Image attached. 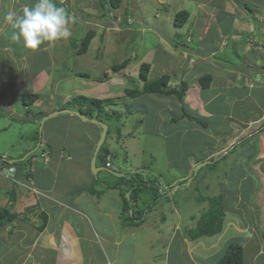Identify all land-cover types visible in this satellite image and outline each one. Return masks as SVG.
<instances>
[{"label": "crops", "instance_id": "obj_1", "mask_svg": "<svg viewBox=\"0 0 264 264\" xmlns=\"http://www.w3.org/2000/svg\"><path fill=\"white\" fill-rule=\"evenodd\" d=\"M158 1L166 3V0ZM137 2L122 0L123 5L118 8L130 12L129 17L135 19L133 28L135 25L143 28L144 39L138 42L136 50L127 51L121 42H128L132 47V37L123 40L122 30H119L118 34L110 35L112 37L107 36L105 27L100 28L105 26L103 16L99 18L102 12L105 13V9L101 7L100 13L88 10L99 9L94 6V0H56L57 5L64 7L71 18L72 8L88 10L83 19L76 18L82 21V31L87 29L85 24L89 21L88 30L93 33L87 51L79 55H82L83 61H88V64H92V60H100L99 63L93 64L94 69L89 71V77L78 74L85 68H91L84 67L82 63L71 70L75 73L71 72L66 77L60 76L59 72L55 76L57 72L52 68L56 62L55 56L59 53L58 56L62 57L61 52L65 47L77 50L78 46L63 45L60 48V44L64 43L62 39L45 43L38 50H30L24 47L22 41H12L11 34L14 30L5 22V14L9 10L19 13L25 6L31 7L35 0H0V118L7 123L11 122L10 119L14 123H20L26 132L34 133L37 129L38 134L39 127H43L39 135V146H43V149L38 158L28 162L23 157L25 152L16 158L11 155V158L26 163L20 166L21 170L18 167L12 174L8 169L0 171V210L7 207L18 215L0 228V243L5 248L0 250V264H127L128 261L132 264H217L232 240L240 242L244 247L243 264H264V94H255L264 89V72L261 69L264 62V0H189L192 10L182 9L190 13L184 26L178 27L174 21L170 23L171 18H165L170 23L169 35L161 33V28L151 24L150 17L142 18V12L141 17L134 15L133 7L139 4ZM137 8L140 12L141 7ZM194 11L196 19H191ZM223 12L230 13V28H224L221 23L219 17ZM94 14H99V24L91 20ZM137 19L146 20L147 23L137 24ZM126 29L132 31L130 28ZM75 33L69 38L70 43ZM204 41H209L210 45H204ZM231 47L238 48L239 52L234 60L224 62L222 54L226 48ZM68 55L70 56L65 54L64 57ZM96 56L98 58H95ZM132 56H135V59H132ZM126 58H130V62L125 68L117 71L112 69L114 64L122 63ZM237 58L246 59L249 64L237 65ZM109 59L114 60L111 66H107ZM143 62L151 65L149 79L169 74L172 88L186 81L188 89L184 101H180L174 94L146 92L137 97L129 96L126 93L129 88H141L144 84L140 76V66ZM207 62L211 63L212 67L200 69V66ZM204 74L213 76L208 88H202L199 82V78ZM73 75L79 78L82 87L68 91V83L75 81L71 79ZM245 76L250 77L251 81L258 80L261 85H241ZM234 81L238 84H234ZM61 83L62 86H67V92L62 95L58 93ZM86 89L91 91V97L111 99L112 102L105 107L104 112L125 113L129 109L124 111L123 105L134 106L137 103L142 107L153 102L157 106L155 114L168 116L160 125L159 119L156 120V129L162 125L168 128L174 125L170 135L179 138V156L186 157L187 160L189 157L188 163L185 164V175L175 177L174 182L179 183L178 180L190 177L196 164L209 161L195 176H191V181L194 178L199 179L198 185L201 189L204 186V191H212L210 195L204 196L210 197L224 192L226 218L221 233L191 239L186 235L184 227H193V223L182 224L177 220L179 225L175 235L168 238V242H164L165 256L153 252L150 259L144 262L141 257H145V254L139 253V246L134 247V253L123 251L126 248L122 247L123 241L127 236H119L118 231L116 236H111L93 223L85 209L95 206L94 202L101 196L84 191L83 187L90 185L98 177L102 179V170L107 171L113 178H117L116 172L122 170L110 171L111 169L108 170L99 162L98 141L102 136L99 123L84 120L73 112H59L65 108L74 111V107L65 106L66 102L72 96L84 93L83 90ZM73 92L77 93L72 95ZM30 93L38 94L39 98L31 106H27L23 97ZM56 97L59 102H55ZM247 100L253 101L254 109L258 108L257 112H251L246 105ZM17 102L23 104L22 109ZM186 108L187 112L199 113L204 124L197 120H187L186 117L180 119ZM24 111L27 112L22 117ZM130 113L131 116L136 114L135 111ZM15 114L19 116L18 122L12 117ZM47 115L51 116L46 119ZM214 117H217L216 123L211 121ZM74 121H77V125L72 126ZM25 123L35 125L27 126ZM64 132L66 134L62 136ZM127 132H130L128 135H133L130 128ZM115 136L111 133V143L107 145L112 151ZM32 137L29 140H33ZM199 137L204 139L199 141ZM117 138L120 140L121 135H117ZM58 141L61 143H57ZM188 148L193 150L190 154ZM6 156L7 154H4V157H0L2 165H6L3 162ZM13 158L8 163L13 164ZM93 162L99 168L97 173L92 170ZM59 170L66 174L70 172L68 182L72 184L59 185L57 175H53ZM213 170L219 172L220 176L215 178L218 180L214 183L226 181L224 189L210 187L212 179L207 175ZM228 180L234 181L233 188H230ZM102 185L106 187L103 183ZM167 188L168 190L164 189V192L167 191L165 194L171 192L169 185ZM113 189L119 192L117 188ZM100 190L104 191L102 195L107 192L106 189ZM120 211L121 208L118 215ZM89 212L95 214L96 210L91 209ZM42 213L48 216V222L43 230H39L38 226L43 220ZM234 213L240 218L238 226L235 224ZM120 222L124 229L134 227L125 226ZM86 240L87 247L84 246ZM176 240L181 245H173ZM137 243L134 238V245ZM119 247L126 254L125 257L118 254ZM182 250L185 252L182 253ZM128 255L132 256L127 257Z\"/></svg>", "mask_w": 264, "mask_h": 264}, {"label": "rangeland", "instance_id": "obj_2", "mask_svg": "<svg viewBox=\"0 0 264 264\" xmlns=\"http://www.w3.org/2000/svg\"><path fill=\"white\" fill-rule=\"evenodd\" d=\"M91 1V0H90ZM131 1V0H127ZM138 1V2H137ZM96 6L99 9H93L90 10L92 13H100L101 7H103L106 11H109V14H105L103 17L104 25L101 26L100 28L105 27V32L107 36L114 35L113 33L118 34L120 31H123V40H128L129 37H132L130 40V47L128 45V42L124 43V50L130 51L133 49H137L138 47V42L142 39H144V36L142 34L143 28L142 27H132L133 22L135 19L133 17H129L127 22H124L123 19V14L124 9L112 7V5L109 3V0H107V5L103 4L102 2H105V0L99 1V0H94ZM137 3L134 5L133 10H134V15L136 17H141L142 18H147L150 17V23L153 24L157 28H161V33H166L167 35L170 34L169 32V25L171 22L174 21L177 12L176 9H183V8H189L191 9L190 2L189 0H169L166 3H159L158 0H136ZM125 4V2H124ZM121 5H123L121 3ZM141 7V11L138 12L137 7ZM113 9V10H112ZM244 11L245 8L242 7ZM85 8H72V19L71 23L69 25L70 27V32L71 35L73 32L75 33V37L71 40V43L69 41V38L71 35L67 38L64 39V43L60 44V48L63 47V45H73L78 43V46L80 47L82 44V38L89 32V21L86 22L85 30L82 31L80 19H76L77 17L83 19L85 17L86 11ZM112 10V11H111ZM192 10V9H191ZM85 11V12H84ZM142 12V14H141ZM104 13V12H102ZM130 13V12H129ZM141 14V16H140ZM230 13L223 12L220 15L221 23L224 28H230ZM99 14H94L91 18L92 21H94L96 24H99L101 20L97 19V16ZM102 15V14H101ZM100 18V17H99ZM165 18H171L172 21L167 22ZM196 19V13L195 11L192 13L191 19ZM120 20L123 22L125 27L120 26ZM78 23V25H77ZM137 24H143L147 23L146 20L143 19H137L136 20ZM77 26V27H75ZM130 28L132 31L126 29ZM136 32L138 33V36H136ZM141 33V35H140ZM121 34H119L120 36ZM112 37V36H110ZM136 37V38H135ZM143 37V38H142ZM225 38V37H224ZM213 39V38H212ZM196 40H198L196 36ZM208 43V46L210 45L209 41H204V45ZM104 43L102 42V45ZM198 47L197 45H194V47ZM74 50H76L74 48ZM71 48L65 47L64 51L62 53V57L58 56L59 53L56 54L55 56V64H53L52 68L55 70L57 73H55V76H57L58 72L60 76H66L67 74L71 73L73 69H76L77 66H79L81 63L84 65V67H90L91 68H85L83 71L89 72L90 70L94 69L93 64L99 63L100 60L95 61L92 60V64H88V61L84 62V58L82 55H79L77 53V50L74 51ZM70 54V56L64 57L65 54ZM84 54V53H83ZM245 54V53H244ZM87 55V54H86ZM88 59V57H85ZM95 58H98L97 56ZM219 59V56L217 57ZM222 58L224 62H228V60H234L235 56L231 53V51L226 48L224 50V53L222 54ZM240 58V57H239ZM237 58L238 64H249L247 60H239ZM149 58H146L148 60ZM44 62V61H43ZM95 62V63H94ZM114 64L113 59H109L107 61V66H111ZM192 64V63H191ZM190 64V65H191ZM194 66V65H193ZM253 66V65H252ZM82 67V66H81ZM83 67V68H84ZM211 63H204L200 66V69H210ZM193 68V67H192ZM41 68H39L40 70ZM96 71V70H95ZM94 71V72H95ZM101 71V70H99ZM113 70H111L112 72ZM212 71L214 72L215 70L212 68ZM236 71V70H235ZM75 73V72H72ZM67 77V76H66ZM245 76L243 78V81L240 83L241 85H261L258 83V81H252ZM71 79H75V81H70L68 83V91H73L76 87H82L80 86V83L78 81V77L75 75L71 76ZM59 81V78H57ZM77 80V81H76ZM254 80V79H253ZM245 84H244V83ZM234 84H238L236 81H234ZM64 86V87H63ZM62 83L59 84V91L58 93L60 95L64 94L67 92L66 90V84ZM253 86V85H252ZM118 87V86H117ZM84 93H81L80 95H91V91H88V89L83 90ZM264 92V89L259 90L258 92H255L256 96H261V94ZM77 92H73L75 94ZM76 96V95H75ZM72 96L70 100L73 99ZM70 97V96H69ZM102 98V97H101ZM149 102V100H147ZM55 102H59V98H55ZM66 102V101H65ZM150 105H137V103L134 106H131L130 104L123 105V110H127L125 113H123V119L122 123L120 121V128H121V139L119 140L118 138L116 139L118 132L114 130V127L112 126L110 134L107 135L104 139H102V136L100 140L98 141V144L101 142L100 145L104 142V145H108L111 143V133L115 134V140L113 141V151H115V156H114V168L117 170H122L121 172H116L118 174L117 178H113L112 175L108 174L107 171L102 170L100 173V176L102 177L103 183H111V182H116L121 181V182H126L128 179L124 177L123 175L128 172V173H134L135 171H140L143 170L146 172L148 175V178L151 179V177L158 178L160 180V183H162V190H168L167 186L172 185L173 188L170 189L171 192L168 194H165L160 201V203H157L153 210L145 215V222L140 225V226H134L130 228H123V225L121 224L120 221H122L121 214L118 215L119 209H123V198L121 197V191L119 190L116 191L113 188L109 189V186L104 187L102 183H98L97 186L95 187L96 189H106L107 192L102 195L98 200H96L95 206H88L90 207L87 210L89 213L90 218L92 219L93 223H95L100 229H103L106 231V233H109L111 236H116L117 231L119 232V236H127L126 239L123 241V246L124 252H129V253H134V247L139 246V253H144L145 257H141L144 262L146 260L150 259V254L155 252L156 254L162 253L165 256L166 250L164 249V242L167 241L168 238L172 237L177 229V225L179 220L182 224L183 223H193L192 225H195L197 219L200 218L201 214L206 210L208 207V203L205 201H200L197 200L199 196L203 195H210L212 191L209 190H203L204 186H202V189H197L198 183L200 182L199 179H193L191 181V177H187V180L183 182V180L179 181V183L174 182V178L178 176L185 175V164L188 163V160L186 157L184 158L183 156H179L180 151H179V138L178 136L175 135H170V132L174 130V125L172 127H167L166 125H162L159 129L162 130L160 131L159 129H156L155 122L156 120L159 119V125L162 120L168 119V116L165 114H161L158 116L157 114L154 113L155 108L157 107L156 105L153 104V102H149ZM17 104L21 105V109L23 104L18 103ZM126 104V103H125ZM246 105L249 107L251 112H257V109H254L253 106V101H246ZM126 106V107H125ZM75 107V106H72ZM257 107V106H256ZM17 109H20L19 106H16ZM140 108H143L140 110ZM105 109V108H104ZM130 111H135L136 114H133V116L129 115L131 114ZM139 111V112H138ZM122 112V111H121ZM26 115V112L22 113V117ZM191 116L194 117H199V113H190ZM13 118L19 119V116L17 114L12 116ZM45 118V117H44ZM187 120H192L190 117H186ZM9 120L8 118H6ZM143 120V122H142ZM11 122L7 123L5 122L2 118H0V152L2 155L7 154L8 156H16L21 155L22 153L25 152L23 157L27 159L28 162L35 161L38 156L41 154V150L43 149V146L40 147L39 144V135L41 134L43 127H39V133L37 134V129H35L34 133L32 132H26L24 131V127L20 123H14L11 119L9 120ZM196 121V120H194ZM211 121L216 123L217 117L211 118ZM18 122V121H17ZM14 123V124H12ZM27 126H34L35 124H28L25 123ZM77 125V121H74L72 126ZM38 128V127H37ZM130 128L131 131H133V135H128L130 132H127V129ZM155 130V131H154ZM23 131V132H22ZM22 132V133H21ZM37 134V135H36ZM66 132L62 134L65 135ZM36 135V137H35ZM34 136V137H32ZM61 136V137H62ZM33 138V140H29V138ZM204 138L199 137V141H201ZM61 143V142H57ZM98 146V145H97ZM110 146V145H109ZM8 149V151H5V149ZM40 148V149H39ZM28 149V152L26 150ZM33 149V150H32ZM57 150L56 148H54ZM196 149V148H195ZM31 150V151H30ZM100 151V148H99ZM98 151V152H99ZM193 150L188 148V154H190ZM15 152V153H12ZM192 155H190L191 157ZM99 162L101 160L99 159ZM206 162V161H205ZM205 165V163L201 162L199 164H196L194 167H198L199 165ZM38 165H41L38 163ZM44 166V165H43ZM129 169H128V168ZM203 167V166H202ZM0 168L3 172L2 168V163H0ZM221 169V168H220ZM92 170L93 167H92ZM222 170V169H221ZM63 170H59L58 172L54 173L53 175H57L59 185L65 186L72 184L71 182H68V174L63 173ZM223 171V170H222ZM215 172V173H214ZM219 172L213 170L209 172L208 178L212 179V182L210 181V187H219L221 189H224L227 185L226 181H223L222 183L216 184L217 180L215 178L220 177L218 175ZM12 174V173H11ZM121 176H123L121 178ZM212 176H215L214 178ZM116 179V180H115ZM191 181V182H190ZM204 183L206 180H202ZM230 185V188H233V182L231 180H228ZM183 182V183H182ZM182 183V184H181ZM126 184V183H125ZM149 184H152V179L149 181ZM124 185V184H123ZM178 187V188H177ZM200 187V185H199ZM203 190V192H202ZM167 192V191H166ZM128 193V192H127ZM173 193V194H172ZM224 193V192H223ZM52 204V203H51ZM142 206V202H140V207ZM91 209L96 210V213L93 214L89 212ZM114 212V213H113ZM107 213V214H106ZM121 213V211H120ZM163 215H167L166 220H163ZM119 216H120V221H119ZM173 216V217H172ZM234 219H236V225H239V216L237 214H233ZM172 218V219H171ZM176 218V220H175ZM248 220V219H247ZM115 224V226H114ZM183 228V227H182ZM187 228H192L191 225H188L184 227L186 230ZM230 230H233L230 228ZM186 232V231H185ZM226 236V235H225ZM134 238L137 239V244L134 245ZM151 241V245H150ZM168 242V241H167ZM132 243V245H131ZM147 243V245H146ZM180 244L181 243L176 240L175 244ZM88 241H84V246L87 247ZM149 244V245H148ZM110 245V244H109ZM111 246V245H110ZM91 247V246H90ZM150 248V249H148ZM5 249L4 246L0 243V250ZM109 252H111V248L108 249ZM122 251V248L119 247L118 254H120L122 257H125L126 254H124ZM146 252H147V257H146ZM180 252V249H179ZM185 252V250H182V253ZM173 252L171 253L173 257ZM170 255V254H169ZM168 255V256H169ZM132 255H128L127 257H130ZM142 261V260H141ZM219 261V260H218ZM218 263V262H217ZM127 264H132L131 261H128Z\"/></svg>", "mask_w": 264, "mask_h": 264}, {"label": "trees", "instance_id": "obj_3", "mask_svg": "<svg viewBox=\"0 0 264 264\" xmlns=\"http://www.w3.org/2000/svg\"><path fill=\"white\" fill-rule=\"evenodd\" d=\"M102 2V0H99ZM122 0H110L111 4L119 8L121 5ZM107 5V0L105 2H102ZM80 6V3H79ZM97 6V5H96ZM108 12V11H107ZM106 13H102L105 16ZM128 10L125 11L123 14L124 22H127L129 19ZM190 16L189 11L187 10H181L177 12L176 17L174 19V23L178 27H182L186 24ZM121 27H125L123 22L120 23ZM92 31H89L82 39V44L77 49V53L81 54L87 51L89 43L92 38ZM76 47L78 44H75ZM231 53L235 56L238 54L239 49L238 48H228ZM130 62V58L124 59L122 63L114 64L112 69L114 70H122L125 68ZM150 63L143 62L140 66V76L141 79L144 81V84L141 88L133 87L129 88L126 93L131 97H137L144 93H162V94H174L177 96V98L180 101H184L186 91L188 89V83L186 81H183L178 87H170L169 81L170 76L168 74H163L160 77L149 79L148 78V72L150 69ZM263 67V65H262ZM79 75L87 76L89 77L91 74L89 72H78ZM107 76V72L104 73ZM213 76L211 74H204L199 78L200 85L202 88H208L211 85ZM39 98V95L36 93L27 94L23 97L24 103L27 105H32L33 102ZM111 99H100L96 97H90L87 95H76L73 97L72 100H69L66 102V107H74L75 111H79L83 115H85L88 118H95L98 120V122L103 123L106 125V136L110 134L111 128L113 124L115 125V129L118 132V135H121V128H120V121L123 118V113H119L118 111H109L104 112V108L108 106L111 103ZM185 109V108H184ZM43 116L45 115L42 113ZM75 114V113H74ZM184 115H181L180 119H183L184 117H190L192 120H197L198 122L202 123V120L200 117H194L190 115V112H187V108L183 113ZM111 121V122H110ZM204 124V123H202ZM103 130V128H102ZM102 142V141H101ZM99 143L100 151H99V159L101 160V163H103L104 166L107 168L117 171L113 166L114 164V156L115 153L107 146L104 145V142L101 144ZM108 157L110 159L108 160ZM13 158V157H12ZM10 157V159H12ZM27 160V159H26ZM14 163L10 164L8 163V160H4L6 164H9L8 166H16V171L19 167V170L22 169V165H24L26 162L19 161L18 159L13 158ZM110 161V166L107 164V162ZM203 163V162H202ZM207 164V162H204ZM209 163V162H208ZM202 164L198 167H194L193 173L190 175V177L195 176L198 171L202 168ZM118 176V175H117ZM128 179L126 182L117 181L111 182V183H103V180L100 179V177L96 178L94 182H92L90 185H87L86 187H83L82 190L88 191L89 193L96 195V196H102L104 193L103 190L96 189L98 183H103L104 185L109 186V188H119L121 191V197L123 198V209L121 210V218L122 222L125 226H140L145 222V215L153 210L155 205L160 202V200L164 197L165 193L164 190H162V183H160V180L155 177H151L152 184H149V181L151 180L148 178V175L143 170L135 171L134 173H128L126 172L124 175ZM121 176V178L123 177ZM187 180L184 179L183 182ZM182 182V183H183ZM126 183V184H125ZM181 183V184H182ZM124 184V185H123ZM199 186V185H198ZM197 186V189H201ZM169 188L172 189L173 186L169 185ZM127 192L129 195L127 196ZM225 194L220 193L217 195L212 196H204L201 195L198 197V200L206 201L208 203V207L204 212L201 214L200 218L197 219L195 225L192 228L186 229V235L191 239H196L201 236H214L219 233H221L225 226V218H226V207L224 203ZM13 201V200H12ZM140 202H142V206L140 207ZM42 221L40 225L38 226L39 230H43L46 227V224L48 222V216L45 213H42ZM18 217L17 214L12 213L10 211V208H3L0 210V228L3 227L7 222H10L11 220ZM173 217V216H172ZM163 218H167V215H164ZM172 219V218H171ZM244 263V247L243 245L235 240H232L228 243L226 249L221 254L219 261L217 264H243Z\"/></svg>", "mask_w": 264, "mask_h": 264}, {"label": "clouds", "instance_id": "obj_4", "mask_svg": "<svg viewBox=\"0 0 264 264\" xmlns=\"http://www.w3.org/2000/svg\"><path fill=\"white\" fill-rule=\"evenodd\" d=\"M65 1L66 0H62V2ZM109 3L111 4V2ZM112 7L114 6L112 5ZM107 14H109V11ZM71 19L66 9L57 5L56 0H35V3L31 7L25 6L19 13L14 10H9L4 16L5 22L14 30L11 34V40L14 42L22 41L24 47L30 50H38L40 46L45 43L67 39L71 35L69 27ZM121 22L120 20V23ZM132 59H135V56H132ZM262 65L263 67L261 66V69L264 72V62ZM262 125L264 129V123ZM1 156L4 157V155L0 153V157ZM8 157L10 156L7 155L4 160L10 161L11 159H8ZM12 163H14V161ZM2 168L3 170L8 169L10 173L16 170V166H8L7 164L2 165Z\"/></svg>", "mask_w": 264, "mask_h": 264}, {"label": "water", "instance_id": "obj_5", "mask_svg": "<svg viewBox=\"0 0 264 264\" xmlns=\"http://www.w3.org/2000/svg\"><path fill=\"white\" fill-rule=\"evenodd\" d=\"M60 111H62V112H68V113H71V112H73V113H75L77 116H80L82 119H84V120H92L93 122H96V123H99V125L103 128V130H102V139H104L105 138V136H106V130H107V127H106V125L105 124H103V123H100V122H98L96 119H89L88 117H86L85 115H83L82 113H80L79 111H73V110H71V109H69V108H65V109H62V110H59V112ZM56 112H58V111H56ZM54 114H56V113H54ZM53 115V114H52ZM51 115H47L46 116V119L47 118H49ZM92 167H93V172L94 173H97V170H99V168L98 167H96V165H95V162H93L92 163ZM108 170H110L109 168H107ZM110 171H112V170H110ZM178 188V187H177ZM129 195V193H127V196Z\"/></svg>", "mask_w": 264, "mask_h": 264}, {"label": "built area", "instance_id": "obj_6", "mask_svg": "<svg viewBox=\"0 0 264 264\" xmlns=\"http://www.w3.org/2000/svg\"><path fill=\"white\" fill-rule=\"evenodd\" d=\"M110 159V157H108V160ZM107 164L110 166V161L107 162ZM13 170V169H12Z\"/></svg>", "mask_w": 264, "mask_h": 264}]
</instances>
